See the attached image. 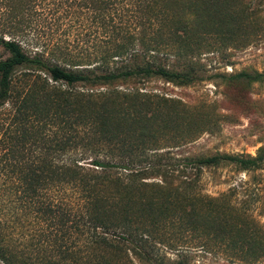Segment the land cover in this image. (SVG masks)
I'll list each match as a JSON object with an SVG mask.
<instances>
[{"label":"rangeland","instance_id":"rangeland-1","mask_svg":"<svg viewBox=\"0 0 264 264\" xmlns=\"http://www.w3.org/2000/svg\"><path fill=\"white\" fill-rule=\"evenodd\" d=\"M134 1L112 31L102 0H19L10 13L0 0V34L28 53L45 50L51 63L80 70L141 33L153 48L135 63L193 78L69 85L17 68L0 104V245L13 264H91L94 254L110 264H264V0ZM8 56L0 46V60ZM243 71L251 77H235ZM53 132L62 136L50 139ZM62 137L80 143L68 154L81 163L130 169L101 175L94 205L69 176L30 191L21 182L24 141ZM212 155L256 162H187ZM149 162L156 166L146 173ZM123 209L127 223L98 227L111 245H97L92 215L106 210L107 222L117 214L124 223ZM132 232L133 242L118 236Z\"/></svg>","mask_w":264,"mask_h":264},{"label":"trees","instance_id":"trees-1","mask_svg":"<svg viewBox=\"0 0 264 264\" xmlns=\"http://www.w3.org/2000/svg\"><path fill=\"white\" fill-rule=\"evenodd\" d=\"M3 1H5V7L7 4L10 6L7 13L12 11V4L14 2H19V0ZM24 1L26 2L28 0ZM102 1L104 3V16L110 15L108 17L107 27L111 28L112 31L116 29L115 24L117 22V16L121 17L124 12L126 15L131 13L132 9L130 6L132 3L136 6L134 0ZM90 8L94 10L96 5L91 3ZM96 10H99V8ZM95 14L97 13L94 12L93 17L95 20H99L100 16H102L101 12L100 14ZM134 37L135 35L132 36V41L128 43L122 41L115 42L109 50H106L104 57H102L98 63H87V65H83L80 70H73L49 62L44 57L45 50H37L34 54L28 53L20 40H17L16 38H5L0 34V46L4 47L9 52L8 57L0 60V104L9 99L13 94L15 72L16 69L21 66H24L29 70L43 71L49 75V78L52 81L64 82L69 85L79 82L95 83L103 81L110 83L117 79L138 76H162L168 80L178 82H190L193 79L190 72L185 73L169 70L162 66L155 65L151 61H145L142 65L135 63L137 56L147 54L153 46L150 45L141 33L138 38L136 37L137 39ZM110 39L112 41V36ZM138 45L141 47H137ZM75 65L79 66V64ZM235 77L250 78L251 74L243 71L238 73ZM49 136H52L50 139H54L55 136L62 135L53 132ZM62 138L63 141H60L61 139L59 141H24V143H26L25 152L27 153L28 160L23 163L21 162L20 169L22 170L21 175L23 176H21V182H25L26 187H28L30 191L34 188L33 192H36L38 190L37 187L45 188L50 185V181L63 184L65 182L63 179L69 176L67 179L69 181L67 182L79 190L87 191V194H89L88 200L91 203L90 205H94L98 198L97 191L101 189L100 183L97 179H100L101 175H104L107 172H112L115 168L130 169L120 162L105 161L103 159H92L88 164L81 163L78 159L72 156V154H68V151L71 148L80 143H78V141H68L69 138ZM98 144L100 143H95L94 145H91L90 148L94 149ZM9 145L10 147H8V151L13 155L16 156V154L21 152L16 149L15 141L12 145L10 143ZM102 147L103 146L100 144L101 149ZM22 153L24 156V151ZM224 159L239 163L244 167L255 164L256 162L255 158L246 159L235 156L226 157L216 155L203 158H191L187 160V162L192 166H198V168H200L204 165H217ZM86 165H88L87 168ZM163 165L166 164L163 163ZM155 166V163L149 162L141 169L147 173L149 170L154 169ZM158 166H161V163H159ZM61 187H64V185H61ZM48 205L50 206L51 204L48 203ZM104 212H106V214L95 213L91 217L94 230L93 236L94 240L97 241V245L110 246L111 242L108 238L97 232L98 227L108 230L106 233H109L111 228H119V226H123L122 224L127 223L126 218L128 216V211L125 209L124 213L123 209V214H125L122 215L124 223H119L117 214L114 218L117 222H107L106 215L109 211L107 212L104 210ZM109 216L110 215L107 217ZM118 236L122 240L132 241L134 240L133 238L135 237V234L132 232L127 236L122 234H118ZM6 253L5 248L0 245V264H13V261L6 256ZM97 256V254L93 255L91 258V264H110L106 258L105 260L104 258ZM129 261L132 262V259L130 258Z\"/></svg>","mask_w":264,"mask_h":264}]
</instances>
